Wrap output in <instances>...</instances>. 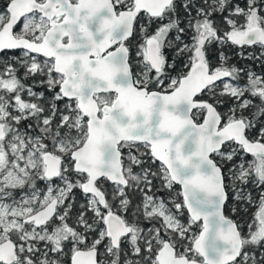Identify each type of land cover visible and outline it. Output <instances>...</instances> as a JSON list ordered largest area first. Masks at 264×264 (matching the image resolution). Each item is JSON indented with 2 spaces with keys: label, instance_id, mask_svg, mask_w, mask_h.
<instances>
[{
  "label": "snow or ice",
  "instance_id": "1",
  "mask_svg": "<svg viewBox=\"0 0 264 264\" xmlns=\"http://www.w3.org/2000/svg\"><path fill=\"white\" fill-rule=\"evenodd\" d=\"M0 264H264V0H0Z\"/></svg>",
  "mask_w": 264,
  "mask_h": 264
}]
</instances>
